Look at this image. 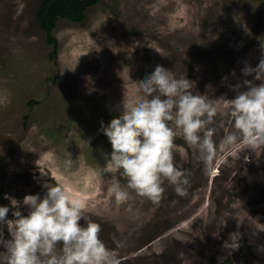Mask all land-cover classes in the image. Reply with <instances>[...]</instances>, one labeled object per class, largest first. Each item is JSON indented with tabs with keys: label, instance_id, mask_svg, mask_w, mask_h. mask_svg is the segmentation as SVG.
<instances>
[{
	"label": "rangeland",
	"instance_id": "rangeland-1",
	"mask_svg": "<svg viewBox=\"0 0 264 264\" xmlns=\"http://www.w3.org/2000/svg\"><path fill=\"white\" fill-rule=\"evenodd\" d=\"M39 4L0 0V206L13 198L26 216L23 198H43L55 182L85 204L121 264H264V148L218 152L204 174L171 125L176 167L193 173L189 194L165 182L159 205L132 190L117 205L107 189L127 178L103 171L112 148L101 131L157 65L186 76L194 94L233 99L234 85L254 80L245 64L264 57V0H101L82 22L58 23L57 58ZM227 107L216 117L217 143L230 128ZM3 234L11 239L7 227Z\"/></svg>",
	"mask_w": 264,
	"mask_h": 264
},
{
	"label": "clouds",
	"instance_id": "clouds-1",
	"mask_svg": "<svg viewBox=\"0 0 264 264\" xmlns=\"http://www.w3.org/2000/svg\"><path fill=\"white\" fill-rule=\"evenodd\" d=\"M242 74L254 80L234 85L232 90L237 94L230 100L194 94L192 81L186 76L177 78L161 65L134 83L137 98L132 103L124 99L122 114L107 126L101 122V131L112 148L103 171H119L127 178L126 185L112 180L107 189L117 205L130 198L129 190L159 205L166 191L165 182L177 196L189 194L193 173L176 167L177 133L171 125L196 150L204 174L214 170L218 152L230 155L242 147L251 151L264 148V57L255 68L245 64ZM242 87L247 90L242 91ZM224 105L228 106L230 128L217 143L216 117ZM72 164L71 159L67 160L66 169L70 170ZM41 174L47 175L43 171ZM43 187L47 189L43 198H23L26 216L19 210V201L5 196L11 208L0 206V248L4 249L0 264H121L100 238L101 225L85 215V204L80 199L59 183ZM10 211L11 220L7 219ZM3 227H7L11 239H4Z\"/></svg>",
	"mask_w": 264,
	"mask_h": 264
},
{
	"label": "trees",
	"instance_id": "trees-1",
	"mask_svg": "<svg viewBox=\"0 0 264 264\" xmlns=\"http://www.w3.org/2000/svg\"><path fill=\"white\" fill-rule=\"evenodd\" d=\"M101 0H40L37 11L38 21L46 33L47 41L53 46L52 57L57 58L59 40L55 35L58 23L66 21L69 23L82 22L90 6ZM3 188L0 186V201L3 199Z\"/></svg>",
	"mask_w": 264,
	"mask_h": 264
}]
</instances>
